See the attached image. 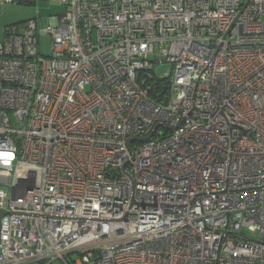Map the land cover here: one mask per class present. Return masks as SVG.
<instances>
[{"label":"built area","instance_id":"2783aa9c","mask_svg":"<svg viewBox=\"0 0 264 264\" xmlns=\"http://www.w3.org/2000/svg\"><path fill=\"white\" fill-rule=\"evenodd\" d=\"M59 6L0 41V264H264V0Z\"/></svg>","mask_w":264,"mask_h":264},{"label":"rangeland","instance_id":"374dc122","mask_svg":"<svg viewBox=\"0 0 264 264\" xmlns=\"http://www.w3.org/2000/svg\"><path fill=\"white\" fill-rule=\"evenodd\" d=\"M62 11L59 6V0H49L38 2L36 5H24V6H5L0 13V41L3 40L5 28L11 25L19 24L28 20L35 19L39 25L51 16L58 15ZM51 37L48 34H43L41 37L40 51L43 55H50L51 53ZM173 71L171 64H156L154 71L150 73V76L161 80L165 76L170 75ZM250 235V234H248ZM258 235L254 236V239ZM72 258L76 260L77 254L72 255ZM54 264H62L56 262Z\"/></svg>","mask_w":264,"mask_h":264},{"label":"trees","instance_id":"16d2710c","mask_svg":"<svg viewBox=\"0 0 264 264\" xmlns=\"http://www.w3.org/2000/svg\"><path fill=\"white\" fill-rule=\"evenodd\" d=\"M157 82V84L155 85L156 86V91L154 92V91H152L151 93H150V96L152 97V98H154V97H156L157 96V94H156V92H158V90H159V93L160 94H162L163 95V93H164V90H165V86H164V83H165V81H161V80H158V79H155ZM162 84V86L160 87V85ZM160 88H159V87Z\"/></svg>","mask_w":264,"mask_h":264},{"label":"water","instance_id":"95a60500","mask_svg":"<svg viewBox=\"0 0 264 264\" xmlns=\"http://www.w3.org/2000/svg\"><path fill=\"white\" fill-rule=\"evenodd\" d=\"M152 63H154L155 65H156V64H160V63H162V64H165V63H166V61L152 60ZM152 136H153V134H152V135H150V136H149V137H147V138H144V139H139L138 141H140V142H146V141H148L149 139H151V138H152Z\"/></svg>","mask_w":264,"mask_h":264}]
</instances>
